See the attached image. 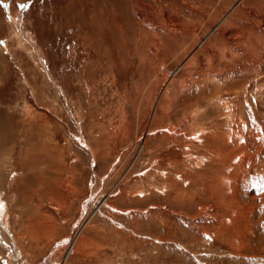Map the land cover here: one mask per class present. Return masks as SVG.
Listing matches in <instances>:
<instances>
[{"label":"rangeland","instance_id":"obj_1","mask_svg":"<svg viewBox=\"0 0 264 264\" xmlns=\"http://www.w3.org/2000/svg\"><path fill=\"white\" fill-rule=\"evenodd\" d=\"M0 199L25 264H264V0H0Z\"/></svg>","mask_w":264,"mask_h":264},{"label":"bare ground","instance_id":"obj_2","mask_svg":"<svg viewBox=\"0 0 264 264\" xmlns=\"http://www.w3.org/2000/svg\"><path fill=\"white\" fill-rule=\"evenodd\" d=\"M239 11H241V9H238L237 10V13H239ZM243 11V10H242ZM246 12V11H245ZM244 13V12H243ZM138 17L141 19H144L145 20V17H146V15L144 16L143 14H141V12H139L138 13ZM147 19H150V18H147ZM231 21H233L232 20V17H230L229 16V20H228V22H231ZM14 23H15V21H13ZM13 22H11V26L13 27V31H14V33L17 35V36H19L20 38H23L22 36H21V34H20V32H19V30L14 26V24H13ZM150 23H153L152 22V20L151 21H149ZM155 24V23H154ZM172 26L170 25V28H171ZM175 27H177V30L175 29L174 31H177V33L178 34H176V32H173V30H169V31H167L166 33L169 35V36H171V37H173L174 38V40L176 39V40H179V39H181V38H184V36H185V34H186V32H185V30H184V28H182V27H179V26H175ZM109 29V28H108ZM180 29V30H179ZM158 32V31H157ZM145 34H147V33H145ZM152 34V33H151ZM155 34H156V32H155ZM144 36V35H143ZM170 37V38H171ZM148 38V37H147ZM146 38V39H147ZM225 39V38H224ZM19 40V39H18ZM151 40V39H150ZM22 41L23 42H26V43H29L28 42V40H26V39H22ZM144 41V40H143ZM146 41V40H145ZM144 41V42H145ZM143 42V43H144ZM156 42H157V40H156ZM19 43H21V44H26V43H22L21 42V39L19 40ZM30 44H28V46H29ZM150 45H151V43H150ZM158 45H160V44H157V45H154L155 46V50H156V48L157 49H159L160 48V46L158 47ZM31 49V48H30ZM154 55V54H153ZM250 83V82H249ZM105 201H106V199H103V198H98L97 200H96V203L92 206V208L97 212V211H99L104 205H105ZM0 205H3V207L2 208H0V236H1V238H2V240L4 241V243H6L7 245L9 244V247H10V249L12 248V249H14V256H16L15 258H19L18 259V262H17V264H25V262H24V257L23 256H20L19 255V252H17V251H15L17 248H18V246L15 244V242L13 241V239L12 238H10V233H8V231H7V219H8V214H7V211H6V206H5V204H4V202H2V200L0 199ZM76 236V235H75ZM75 238V237H74ZM73 241V240H72ZM20 243V242H19ZM18 244V243H17ZM16 246V249H15V246ZM19 245V244H18ZM75 248H76V241L74 240L73 242H71L69 245H67V247H66V252L68 251L69 253H71V252H74V250H75ZM20 251V250H19ZM17 255H18V257H17Z\"/></svg>","mask_w":264,"mask_h":264},{"label":"snow or ice","instance_id":"obj_3","mask_svg":"<svg viewBox=\"0 0 264 264\" xmlns=\"http://www.w3.org/2000/svg\"><path fill=\"white\" fill-rule=\"evenodd\" d=\"M29 7V4L28 3H20L18 4V8L23 12V11H26ZM3 205H0V208H2Z\"/></svg>","mask_w":264,"mask_h":264}]
</instances>
